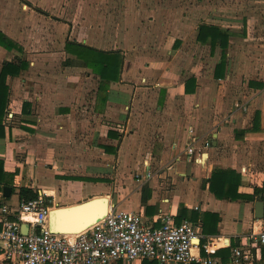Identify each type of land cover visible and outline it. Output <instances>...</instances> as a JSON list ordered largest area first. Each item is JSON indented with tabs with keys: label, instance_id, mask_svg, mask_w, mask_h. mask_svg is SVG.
Segmentation results:
<instances>
[{
	"label": "crops",
	"instance_id": "1",
	"mask_svg": "<svg viewBox=\"0 0 264 264\" xmlns=\"http://www.w3.org/2000/svg\"><path fill=\"white\" fill-rule=\"evenodd\" d=\"M170 1L149 0L156 7L129 17L120 37L103 17L90 40L88 25L78 38L75 24L59 26L34 0H0L9 44H0V74L9 70L0 88V204L17 215L21 188H31L51 208V229L54 209L93 198L155 226L169 213L222 237L227 245L213 256L226 263L264 228V0H192L188 13L183 0L168 11ZM202 24L226 38L211 40ZM73 42L117 52L118 80L84 65ZM193 136L211 141L201 163L187 159ZM224 190L232 197L216 194ZM0 264H13L1 249ZM243 264H264V245Z\"/></svg>",
	"mask_w": 264,
	"mask_h": 264
},
{
	"label": "built area",
	"instance_id": "2",
	"mask_svg": "<svg viewBox=\"0 0 264 264\" xmlns=\"http://www.w3.org/2000/svg\"><path fill=\"white\" fill-rule=\"evenodd\" d=\"M211 141L193 136L186 146L189 161L201 163ZM149 173L147 172V176ZM50 206L40 195L21 202L18 214L0 204V249L13 264H117L120 260H155L159 264H243L253 260L255 248L264 245V228L250 242L232 248L230 261L214 257L222 237H206L188 218L176 223L171 214L161 224H148L138 212L110 205L107 213L75 233H60L48 223ZM25 224L24 231L22 225Z\"/></svg>",
	"mask_w": 264,
	"mask_h": 264
},
{
	"label": "rangeland",
	"instance_id": "3",
	"mask_svg": "<svg viewBox=\"0 0 264 264\" xmlns=\"http://www.w3.org/2000/svg\"><path fill=\"white\" fill-rule=\"evenodd\" d=\"M174 1L177 0H171L170 2L164 3L168 5V11L171 10L175 12L177 10L170 6L173 5ZM189 3L191 4L192 0H186V2L183 0L181 6L185 7L181 9L182 12H189V7H186ZM30 4L38 7L44 15H51L54 22L57 21L59 26H61V23H64L65 27H67V22L75 24L77 27L75 35H77L78 38H82L83 36L86 38L88 37V33L85 30L86 27H84L85 24L88 25L90 28V40L96 39V34L93 32V28L104 21L102 20L103 17L106 18L108 29H111L113 35L120 37V29L124 31V26L127 24V19L129 20V17L133 19L137 17L146 18V10L144 9L147 8L149 10L150 6H152L153 9L156 7V4L154 3L152 5L149 0H34V2H31ZM154 21H157V19ZM154 21L150 23L147 20L145 25L148 27H156ZM168 21L169 28L175 26L177 23L174 18ZM136 22L138 21L136 20ZM107 45L113 47L117 45V42L115 43L112 39V42Z\"/></svg>",
	"mask_w": 264,
	"mask_h": 264
},
{
	"label": "trees",
	"instance_id": "4",
	"mask_svg": "<svg viewBox=\"0 0 264 264\" xmlns=\"http://www.w3.org/2000/svg\"><path fill=\"white\" fill-rule=\"evenodd\" d=\"M200 29L201 30L205 29L210 35L211 40H215L218 38L221 39L223 36H225L226 38L225 32H223L222 30H220L218 27L214 25L202 24L200 26ZM5 39H6L5 35L0 31V44H5L9 46L8 42ZM73 48H75V53L77 54L78 59L82 61L84 65L91 67L93 71L99 73L101 77L105 78L107 81L118 80L120 73H121L122 59L117 52H113V51L105 52L102 50H97L93 47L87 46L80 42H73ZM85 54H87L86 57H85ZM5 66H8V65H5ZM10 66H12V64H10ZM8 71H9L8 69L3 68L0 74V88H2V85L4 83V80L6 79V75ZM216 174L218 175L219 173L215 172V175ZM225 176L226 175H223V178ZM229 178L233 180L232 175H230ZM224 182L227 183L226 180ZM229 183H232V182H229ZM215 189L216 188H214V190ZM216 194L218 196H224V197L231 196L228 190H224L223 193L222 192L220 193L217 191ZM20 195H21V198L25 200V199L36 197L37 193L34 192L31 188L23 187L20 190ZM147 261H154L156 262V264H159L155 260H147Z\"/></svg>",
	"mask_w": 264,
	"mask_h": 264
},
{
	"label": "water",
	"instance_id": "5",
	"mask_svg": "<svg viewBox=\"0 0 264 264\" xmlns=\"http://www.w3.org/2000/svg\"><path fill=\"white\" fill-rule=\"evenodd\" d=\"M9 193L10 187L4 188ZM259 196L256 202V216H263V202ZM107 213V203L104 198H93L72 207L58 208L52 211L51 227L60 233H75L94 223ZM22 225V230L25 229Z\"/></svg>",
	"mask_w": 264,
	"mask_h": 264
}]
</instances>
